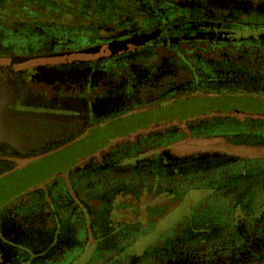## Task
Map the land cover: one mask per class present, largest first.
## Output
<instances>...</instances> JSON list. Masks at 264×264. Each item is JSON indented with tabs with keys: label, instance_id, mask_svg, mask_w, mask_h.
<instances>
[{
	"label": "flooded vegetation",
	"instance_id": "obj_1",
	"mask_svg": "<svg viewBox=\"0 0 264 264\" xmlns=\"http://www.w3.org/2000/svg\"><path fill=\"white\" fill-rule=\"evenodd\" d=\"M219 92L264 96V0H0V178L71 149L78 157L28 189L37 194L11 196L1 207L0 264L41 256L20 257L16 247L31 235L19 231L13 209L35 194L41 208L58 206L54 193L70 190L74 172L95 175L97 183L121 175L126 191L171 192L176 185L165 187V170L182 159L205 160L223 172L208 168V185L194 188L213 192L225 179L227 192L243 188L241 196L254 202L264 185V114L211 111L184 122H146L109 142L103 135L119 115ZM166 128L180 131L167 135ZM198 141L222 148L176 150ZM69 204L66 197L60 205ZM226 217L222 222L234 221L241 233V216ZM227 229L221 240L206 235L200 247L174 245L162 264H241L248 247L264 239L259 232L236 246Z\"/></svg>",
	"mask_w": 264,
	"mask_h": 264
},
{
	"label": "trees",
	"instance_id": "obj_2",
	"mask_svg": "<svg viewBox=\"0 0 264 264\" xmlns=\"http://www.w3.org/2000/svg\"><path fill=\"white\" fill-rule=\"evenodd\" d=\"M179 131L166 128L165 134ZM203 161L182 159L177 161L173 172L165 170V187L169 183L176 185L175 191L171 192L126 191L122 187L124 178L121 175L101 176L97 183V176L79 172H74L68 192L54 193V199L58 194L59 197L56 199L58 206L53 208H41V198L36 195L39 190L28 191L36 193L32 201L13 209L19 221L16 223L20 224L19 231L31 235L29 241H25L27 247H16L20 257L32 260V254L41 252L32 264H162L171 259L174 245L200 247L205 244L203 240L208 234L221 240L227 236V227L236 238V246L244 245L246 238L263 233L264 185L261 191L254 193V202L250 204L241 196L243 188L227 192L223 186L225 179H219L218 188L213 192H209V188L199 191L193 186L208 185L205 172L208 168L214 169L211 175H217L223 172L221 168L224 167L216 164L212 168L207 167ZM246 179L249 178L242 176L240 182ZM88 182L94 187H85ZM188 191L192 194L183 197ZM65 194L70 201L68 208L60 205L66 200ZM237 197L241 198L240 205H247L245 208L236 204ZM182 202V211L168 224L158 226L161 217ZM212 206H218L220 211L216 216L208 215L205 219L203 209L207 211ZM44 216L51 221H40ZM226 216L229 219L241 216L242 234L234 221L222 222ZM153 229L156 232L152 233ZM256 243V247L246 245L247 259L241 264H264V239ZM207 244L212 247L211 243Z\"/></svg>",
	"mask_w": 264,
	"mask_h": 264
},
{
	"label": "rangeland",
	"instance_id": "obj_3",
	"mask_svg": "<svg viewBox=\"0 0 264 264\" xmlns=\"http://www.w3.org/2000/svg\"><path fill=\"white\" fill-rule=\"evenodd\" d=\"M262 97L240 95L235 92H219L188 100L179 99L171 103L165 101L157 109L133 111L112 118L103 125L102 131L105 138H107L106 142H109V139L121 136L131 129L143 128L146 122H184L190 117L209 114L211 111L228 113L237 110L245 114H264V98ZM184 143L176 146V150L191 151L205 147L222 148V145L218 143L214 144L213 141H198L200 143L199 145H192L188 142V144L186 142ZM74 151L71 149L62 154L60 158L32 162L28 166H18L5 172L0 178V201L30 189L32 185L38 184L45 175L50 174L51 170H55L56 168L65 170L66 168L75 166L78 162V157L74 154ZM191 194L192 192L188 191L183 197ZM183 204L182 202L168 210L161 217V223L158 226H164L171 222L176 214L182 211L181 206ZM219 211L218 206H212L207 211L203 209V216H205V219H207L208 215L214 217ZM151 232L154 233L156 230L153 229ZM142 238L146 239L145 236Z\"/></svg>",
	"mask_w": 264,
	"mask_h": 264
},
{
	"label": "water",
	"instance_id": "obj_4",
	"mask_svg": "<svg viewBox=\"0 0 264 264\" xmlns=\"http://www.w3.org/2000/svg\"><path fill=\"white\" fill-rule=\"evenodd\" d=\"M30 188H31V187H30ZM28 191H31V190H26V191H23V192H19V194L17 193V194H14V195H12V196L15 197V196H17V195H18V196H19V195H23V194L27 193ZM10 197H11V196H10ZM10 197H9V198H10ZM9 198L5 199V201L3 202V204L0 205V208L7 204ZM11 199H14V198H11Z\"/></svg>",
	"mask_w": 264,
	"mask_h": 264
}]
</instances>
